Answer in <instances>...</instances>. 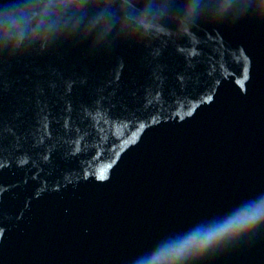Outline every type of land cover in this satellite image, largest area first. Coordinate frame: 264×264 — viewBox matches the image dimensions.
<instances>
[{
  "label": "water",
  "instance_id": "95a60500",
  "mask_svg": "<svg viewBox=\"0 0 264 264\" xmlns=\"http://www.w3.org/2000/svg\"><path fill=\"white\" fill-rule=\"evenodd\" d=\"M22 2L0 13V264H152L264 193V0L0 12ZM207 264H264V230Z\"/></svg>",
  "mask_w": 264,
  "mask_h": 264
},
{
  "label": "clouds",
  "instance_id": "9594fccd",
  "mask_svg": "<svg viewBox=\"0 0 264 264\" xmlns=\"http://www.w3.org/2000/svg\"><path fill=\"white\" fill-rule=\"evenodd\" d=\"M69 7V5H65ZM30 11L27 3L5 7V23L13 25L18 16ZM264 230V193L244 201L227 215L196 225L158 246L152 264H207L241 240Z\"/></svg>",
  "mask_w": 264,
  "mask_h": 264
}]
</instances>
